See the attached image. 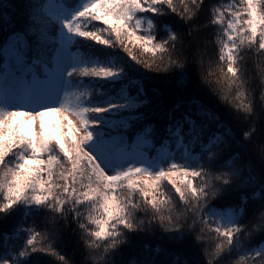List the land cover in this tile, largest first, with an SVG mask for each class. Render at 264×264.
Wrapping results in <instances>:
<instances>
[{
  "label": "snow or ice",
  "instance_id": "snow-or-ice-1",
  "mask_svg": "<svg viewBox=\"0 0 264 264\" xmlns=\"http://www.w3.org/2000/svg\"><path fill=\"white\" fill-rule=\"evenodd\" d=\"M77 3L0 0V221L29 206L47 211L48 229H20L25 244L0 264L51 251L73 225L87 241L78 264H191L179 249L204 246L206 231L216 235L211 250L204 246L207 264L239 252L241 262L264 264V142L249 150L264 90L247 92L241 57L253 46L264 56V0L212 5L206 23H198L205 0ZM208 25L217 28L226 84L205 68L207 41L197 32ZM78 37L131 59L74 63ZM217 96L232 97L242 136ZM168 184L174 195L165 198Z\"/></svg>",
  "mask_w": 264,
  "mask_h": 264
},
{
  "label": "trees",
  "instance_id": "trees-1",
  "mask_svg": "<svg viewBox=\"0 0 264 264\" xmlns=\"http://www.w3.org/2000/svg\"><path fill=\"white\" fill-rule=\"evenodd\" d=\"M176 3L177 7H179L180 0H176ZM233 3L237 4L240 7L243 6V0H205V10L201 13L198 23H206L210 6L223 5L227 9V6ZM95 23L97 24V26H103L102 22ZM161 35H163V30H161ZM197 36L202 37L205 41H207V48L205 53V68L208 71L213 72V81L219 78L221 81H224V84H226L227 81L225 80L224 73L220 71L222 65L218 62L219 48L215 43L217 38V28L213 25H208L206 29L199 30L197 32ZM77 42L78 44H73V50H79L83 52L86 62L88 63H123L125 57L129 60L131 59L130 55L124 52L123 49L109 48L108 46L103 45L97 41L89 40L83 37H78ZM136 51L137 55L144 59L149 58V56L151 55L143 53L142 50ZM241 57L244 61L243 67L247 72L245 89L249 94L258 97L260 94H262V90H264V56L255 55L253 46L252 48H246L244 51H242ZM152 75L159 78L162 74L153 73ZM160 83L161 82L159 79L150 81L149 89L151 90L152 87H155ZM215 99L219 102L220 110L222 111L225 120L230 122L231 126L234 128L238 135L242 136L247 126L243 125L242 121L238 122L233 118V108L231 105L232 97H229V102L227 103L220 100L218 96L215 97ZM253 119L256 121V128L254 129L256 134L253 136L252 141L249 143L250 151H252L257 145L264 142V134H262L260 131L261 126L264 125V121H261L259 115H257V117H254ZM153 138L155 139V137ZM157 146L159 147V143L157 144ZM151 154L155 155L154 152H152ZM253 156L255 157L254 152ZM177 162L182 163L183 161L178 160ZM162 191L166 193L165 198H167V195H174L171 190L170 184H168L166 187H163ZM137 202H140L139 197H137ZM180 203L182 205V201ZM25 207L22 206L21 209L17 212L15 220L10 221L7 225L3 224V222L0 221V255H4L10 250L19 249L22 245L25 244L26 239L28 238V233L25 231H20V229L31 228L34 230V232L41 233V235L47 233L48 229L44 226L47 211L37 216L30 209ZM96 215H99V213H96ZM244 222L247 223V220H245ZM75 227L76 225H73L71 228L64 231L62 234V239L54 243L51 251L44 253H33L30 258H27L25 260V264H63L60 258L61 256H64L78 264V262L83 258V253L87 245V241L81 242L79 234L74 231ZM95 227V225H92V230H95ZM4 233H7L11 237L7 242H5L4 240ZM40 239L41 236H38L37 240L39 241ZM215 239L216 235L214 232L206 231L204 246H207L208 249L211 250V246L213 245V241ZM97 242L102 243V240H99ZM204 246L196 244L190 247H181L179 251L182 255V258L189 260L191 264H207L208 257L204 254ZM54 253H59V255H56ZM243 255V252H239L236 255L226 257L223 261L220 262V264H227L228 261H231V264H237V262H241V257H243ZM241 264H247V262L243 261L241 262Z\"/></svg>",
  "mask_w": 264,
  "mask_h": 264
},
{
  "label": "rangeland",
  "instance_id": "rangeland-1",
  "mask_svg": "<svg viewBox=\"0 0 264 264\" xmlns=\"http://www.w3.org/2000/svg\"><path fill=\"white\" fill-rule=\"evenodd\" d=\"M83 3H84V0L78 1L77 10L82 6ZM242 5H243V3H242ZM69 18H70V16H69ZM74 51H78L79 53H81V55L79 57H74V63H79L81 61L86 62V59H85L83 52H81L79 50H74ZM67 102L70 104L76 102V98L71 92L69 93V97H68ZM46 119L49 121V123H54L55 121H57L59 119V114L58 113H51V114H49V116Z\"/></svg>",
  "mask_w": 264,
  "mask_h": 264
}]
</instances>
